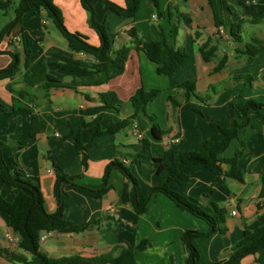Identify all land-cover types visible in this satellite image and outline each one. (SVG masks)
Returning a JSON list of instances; mask_svg holds the SVG:
<instances>
[{
  "label": "crops",
  "instance_id": "1",
  "mask_svg": "<svg viewBox=\"0 0 264 264\" xmlns=\"http://www.w3.org/2000/svg\"><path fill=\"white\" fill-rule=\"evenodd\" d=\"M0 1L12 2L6 11L0 9L1 30L13 18L12 6L19 0ZM53 1L68 31L82 34L90 44L99 45L98 36L89 26L88 13L82 8L80 0ZM109 1L122 8H130L134 2ZM245 1L159 0L158 7H155L152 0H139L136 13L132 17H124L112 12L102 0H89L96 20L104 24L110 37L112 53L122 46L131 45L127 31L132 28L143 41H158L184 50L187 60L171 76L158 75L155 64L149 62L143 53L131 50L122 75L97 86H86L83 80L97 74V61L71 51L67 40L57 29L59 36L51 35L50 25L53 23L39 9H33L24 22L23 40L12 37L19 28L0 39V51L16 50L20 55L19 72L10 79L0 81V104L5 105H0V141L10 146L2 149V157L4 160L13 158L21 172L38 184L47 213H54L58 208L55 194L58 176H67L72 178L69 183L96 190L103 185L106 165L118 160L129 167L137 179L138 200L142 201L157 181L151 168L152 158L162 156L168 149L175 152L196 151L204 140H208L216 158L236 159L243 182L225 175L230 169L227 165L221 166L223 174L219 175L199 164L185 167L188 184H170L173 191L196 201L205 211L204 196L211 188L209 199L226 210L225 235L216 234L206 240L194 239L200 253L197 264L203 261L204 264H213L217 259H224L230 248L242 238L244 230L255 229L264 223V164L260 162L264 157V123L251 111L248 123L237 130L224 149L223 136L211 126L227 127L231 119L236 118V107L246 99L261 103L260 114L264 116V83L261 80L264 59L257 65L258 68L255 67L256 59L264 55V39L257 35L244 38L246 23H243V42L257 39L263 44L261 51L251 63H247L244 56L226 51L232 47L234 52L238 46L232 43L230 25L250 15L251 6L256 3V0H249L246 2L249 6H245ZM261 23L264 24V20L258 24ZM209 39L217 50L214 58L206 62L199 47ZM23 46L30 51V70L41 61L74 62L80 70L69 72L52 65L47 68V73L65 87L46 91L39 87L42 83L34 87L26 86L23 82ZM224 53L228 55L224 69L214 72ZM10 62L8 55L0 54V69ZM255 68L257 70L252 74ZM146 74L152 80L163 81L158 87L160 93L148 106L150 111L146 112L154 116L155 123L165 134L159 140L153 139L150 122L140 110L127 127L115 135L98 137L90 144L84 167L82 155L74 147L75 136L79 135L85 142L90 133L87 124L99 115L113 122L127 119L132 114L128 104L131 96L140 87L145 91L151 88L144 81ZM240 75L250 76L252 82L236 81ZM184 81H193L196 94L205 97L203 101L191 97L188 101L191 109L183 107V92L177 88ZM229 90L230 94L221 100L219 95ZM20 92L33 96V100L20 96ZM109 92L114 93L124 105L116 109L104 108L98 97ZM169 96L181 106L173 107L168 101ZM158 98L161 99L160 107L155 106ZM20 107L30 110L31 114L14 116L3 111V108L11 112ZM31 115L37 117L39 125V131L33 137L30 135ZM20 142H25L26 146L19 148L17 144ZM107 184L108 191L101 198H92L72 189L67 182H61L58 194L64 218L76 225H89L81 233H42L44 241L40 243V250L49 258L118 256L122 248L133 249L146 239L150 245L144 251L134 252L138 264H186L188 250L181 237L187 230L205 232L208 228L206 223L178 209L161 194L152 197L143 215H137L130 205L131 182L114 169ZM0 194L12 201L17 190L4 184L0 178ZM232 211L235 215L231 214ZM9 221L10 216L0 210V264H27L31 255L19 247V236L9 227ZM242 264H264V249L246 258Z\"/></svg>",
  "mask_w": 264,
  "mask_h": 264
},
{
  "label": "trees",
  "instance_id": "2",
  "mask_svg": "<svg viewBox=\"0 0 264 264\" xmlns=\"http://www.w3.org/2000/svg\"><path fill=\"white\" fill-rule=\"evenodd\" d=\"M102 1L112 12L124 17H132L139 8V0H134L130 8H122L109 0ZM152 2L155 7H158L159 0H152ZM10 4L12 5L11 1H0V9L6 11L7 8L10 7ZM80 4L88 13L89 26L98 36V46L90 44L86 36L68 31L65 27L62 14L55 6L53 0H19L16 4H13V18L0 30V39L11 35L15 28H19L18 34L16 33L12 37H14L15 40L16 38H19L20 41L23 40V33L25 32L23 24L30 12L33 9L44 11L46 17L52 21L56 29L67 40L68 48L71 51L85 54L97 61V74L83 80L86 86H97L122 75L131 50L143 53L149 62L155 64L158 75L171 76L185 64L187 54L184 50L174 49L166 43H160L158 41H143L134 28L127 31L131 45L122 46L112 53L110 37L107 34L104 24L96 20L94 8L89 0H80ZM263 20L264 9L260 10L259 15L254 17L251 23L256 24ZM243 23H245L244 20L232 23L229 31L232 43L238 45L234 48L236 55L240 57L244 56L247 63H251L261 51L260 47L263 44L254 38L251 42H243L241 34ZM199 50L203 60L209 62L214 58L217 47L211 44V39H209L199 47ZM23 53L25 55L23 82L26 86L34 87L42 83L43 85L39 87L46 91L51 88L65 87L58 79L47 73V68L52 65L69 72H77L80 70L74 62L62 64L45 61H41L33 70H30L32 67L29 61L30 51L25 48V46H23ZM0 54H6L11 59L9 65L0 69V81H3L14 77L19 72L20 55L16 50L0 51ZM227 59V55H224L213 71H222ZM261 80L264 83V75ZM236 81L251 83L252 78L248 75H240L236 77ZM177 88L183 92V99L185 101L183 107L185 109H191L188 104L191 97H196L201 101L205 99V97L196 94L193 81L181 82L177 85ZM159 93V90L145 91L140 87L128 100V104L132 109V114L127 119L113 122L111 119L99 115L91 123L87 124V127L90 128L87 140L82 142L79 135H76L74 138V147L76 151L82 155L83 166L86 167L87 149L96 138L104 135H115L120 130L127 127L136 113L140 110L146 115L150 122V133L153 139H161L165 132L155 123L154 116L146 112L147 107L156 99ZM20 96H27L30 100L34 98L25 92H20ZM98 99L106 109H116L124 105V102L120 101L112 92L100 94ZM168 101L173 107L181 106L172 96L168 97ZM262 107L263 105L261 103L255 102L252 99H246L242 105L236 107V118L231 119L227 127L211 124L215 132L223 136V149L236 135L237 130L248 123V114L251 111L255 113L262 123H264V116L260 114ZM3 111L8 115L14 116L31 114L30 110L21 107L11 112L3 108ZM194 111L200 112L198 110ZM38 131L39 125L37 117L31 115L30 135L33 137ZM17 145L19 148H23L26 146V143L20 142ZM8 147H10L8 143L0 141V178L4 184L17 190V194L12 201L6 200L0 194V210H3L10 216L9 227L19 236V247L31 255V260L27 264H138L134 252L144 251L150 245L146 239H143L133 249L122 248L118 256L104 254L93 258H83L80 256L49 258L40 250V238L42 233H81L84 232L89 225H76L64 218L63 207L59 202L58 194V187L61 182H67L72 189L89 197L101 198L108 191L109 187L107 182L111 171L114 169L119 170L132 184L130 205L137 215H143L147 211V205L153 196L157 194L166 196L178 209L204 221L208 227L205 232L187 230L183 233L181 241L188 250L186 264H197L200 258V253L194 244L195 238L206 240L213 235L219 234L222 236L227 233V228L225 226L226 210L209 199L210 193L212 192L211 188L208 189L207 194L204 196L207 209V211H205L197 205L196 201H188L185 197L173 191L170 188V184L172 182H176L179 185L188 184L189 178L184 171L185 167L199 164L204 165L208 170L217 172L219 175L223 174L221 166L227 165L230 169L225 175L238 182H243V175L237 169L236 159L216 158V152L211 148L209 141L204 140L196 151L175 152L172 149H168L162 156L152 158L151 168L156 175L157 181L148 189L142 201L138 200V181L131 174L129 167L118 160H113L105 167L102 187L96 190L69 183L72 178L67 176H58L55 185L58 208L54 213H47L44 209L43 197L38 184L21 172L13 158H9L8 160L3 159L2 149ZM140 155L142 156L143 154ZM260 162L264 164V157ZM263 249L264 223L255 229L244 230L242 238L230 248L226 257L224 259L215 260L213 264H242L246 258L256 255Z\"/></svg>",
  "mask_w": 264,
  "mask_h": 264
},
{
  "label": "rangeland",
  "instance_id": "3",
  "mask_svg": "<svg viewBox=\"0 0 264 264\" xmlns=\"http://www.w3.org/2000/svg\"><path fill=\"white\" fill-rule=\"evenodd\" d=\"M247 1H249V0H246L245 1V6H249V5H247ZM251 14L250 15H246V17L245 18H243V20L245 21V23H246V26H245V35H244V38H247V37H250L251 35H254V36H258L259 38H261V39H264V24L263 23H261V24H258V23H256V24H258V25H255V23H251V20L254 18V15L255 14H257L256 16H258L259 15V13H260V10H263L264 9V0H256V3L254 4V6H251ZM255 13V14H254ZM254 14V15H253ZM51 24V23H50ZM50 32H51V35H56V36H59V33H58V31L56 30V28L53 26V24H51L50 25ZM253 37V36H252ZM226 51H228V52H230L229 54H231V52L232 53H234V54H236L235 52H233V49H232V47L229 49H226ZM224 55H227V53H224ZM223 55V56H224ZM222 56V57H223ZM228 56V55H227ZM260 57L258 58V59H256V64H255V67L256 68H258V64L261 62V60H262V58L264 59V55L262 56V54L261 55H259ZM245 60V59H244ZM246 61V60H245ZM260 66V65H259ZM254 69L251 73L253 74V73H255V70H257V69ZM257 73V72H256ZM149 76L146 74V75H144V81L146 82V83H149V85H150V89H147L146 91H150V90H159V86H160V84H162L163 83V81H161V80H152L151 79V77H149ZM162 78H164V77H162ZM164 80H165V78H164ZM210 94H212V92H210ZM230 94V90L229 91H227V92H225V93H221L220 95H219V97H221V100H223L224 99V97L226 96V95H229ZM161 99L160 98H158V100L155 102V106H159L160 107V104H161V101H160ZM1 106H5V105H3V104H0ZM147 112H149L150 111V109L147 107ZM159 123V122H158ZM160 124V123H159ZM160 128V127H159ZM162 128V127H161ZM188 201H191L189 198H186ZM202 264H204V261H203V263Z\"/></svg>",
  "mask_w": 264,
  "mask_h": 264
},
{
  "label": "built area",
  "instance_id": "4",
  "mask_svg": "<svg viewBox=\"0 0 264 264\" xmlns=\"http://www.w3.org/2000/svg\"><path fill=\"white\" fill-rule=\"evenodd\" d=\"M16 39H17L18 41H20L19 38H16ZM138 136H140V135H138ZM231 214H232V215H235V212L232 211ZM43 241H44V237H41V238H40V242L42 243Z\"/></svg>",
  "mask_w": 264,
  "mask_h": 264
}]
</instances>
